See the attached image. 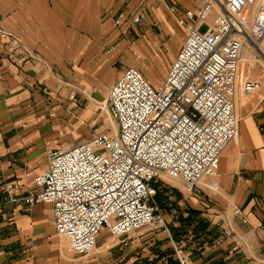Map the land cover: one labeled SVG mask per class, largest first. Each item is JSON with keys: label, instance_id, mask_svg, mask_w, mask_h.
<instances>
[{"label": "crops", "instance_id": "crops-1", "mask_svg": "<svg viewBox=\"0 0 264 264\" xmlns=\"http://www.w3.org/2000/svg\"><path fill=\"white\" fill-rule=\"evenodd\" d=\"M200 3L0 0V264H180L178 248L187 264H264V94L236 97L238 136L221 155L218 190L208 178L193 189L180 182L184 187L175 183L161 204L156 200L166 227L122 236L104 229L96 249L80 256L57 233L51 205L3 202L8 184L17 198L34 189L50 151L99 132V107L132 67L125 59L114 63L132 40L154 57L148 70L153 85L163 84L185 41L170 7L197 9ZM143 7L146 19L133 23ZM112 21L124 39L110 32ZM112 37L118 44L108 41Z\"/></svg>", "mask_w": 264, "mask_h": 264}, {"label": "built area", "instance_id": "built-area-1", "mask_svg": "<svg viewBox=\"0 0 264 264\" xmlns=\"http://www.w3.org/2000/svg\"><path fill=\"white\" fill-rule=\"evenodd\" d=\"M170 12L185 29V41L163 84L128 67L101 105L109 131L50 151L47 169L24 197L11 196L13 185L4 187V203L51 205L57 233L77 255L92 253L104 229L122 236L166 227L156 201L158 180L193 189L212 178L211 188L220 187L221 155L238 136L241 58L249 51L264 60V0H201L197 9L172 5ZM146 17L143 7L132 21L141 24ZM115 24L123 22L116 18ZM242 90L257 94L256 80H244ZM233 212L248 223L240 208ZM177 255L187 264L183 249Z\"/></svg>", "mask_w": 264, "mask_h": 264}, {"label": "rangeland", "instance_id": "rangeland-1", "mask_svg": "<svg viewBox=\"0 0 264 264\" xmlns=\"http://www.w3.org/2000/svg\"><path fill=\"white\" fill-rule=\"evenodd\" d=\"M206 28H207V25L205 24L202 27V30H205ZM105 32L106 31H104V33ZM110 32L114 36L116 33L117 38H120V39L125 38V34L123 33L124 31L121 28H116L113 24V21H112V29ZM110 32L108 33L109 35L107 36V38L110 37L111 35ZM127 34H129V31L127 32ZM116 37L114 38L112 37L108 39V41L111 43H115L116 45L118 44V40L116 39ZM138 44H139L138 41H135V40H132L130 43H128V45L126 46L123 52V59H118L114 64L117 65L121 61L127 60L130 66L135 67L138 70H140L143 73V75L153 84L152 80L150 79L151 77L149 78L150 74H148V70L151 67L152 63L154 62L153 60L154 57L150 56L149 54H146L142 49L138 47ZM245 55L253 56L255 59V62H254L255 65L251 66L249 63H246V62L242 63V60H241L242 64L240 66V73H239L240 88L238 90L237 97L247 98V97L259 96L261 94H264V60L260 58L258 55H255L254 53H252L251 55L249 51H246ZM248 78H252L256 80L258 93L253 96H246L242 90L243 82L244 80ZM98 114L100 115V120L95 130H99V132L109 131L111 129V121L109 117L107 116V114L105 113V111L103 110L102 106L99 107ZM208 179L214 180L212 178H208ZM175 183L177 184V186H180V187L183 186L182 184H180L179 180H171V179H168L166 182H164L163 180H158L155 183V187L157 188L156 200L159 202V204H161V199L167 193L168 187H170L173 184L175 185Z\"/></svg>", "mask_w": 264, "mask_h": 264}, {"label": "bare ground", "instance_id": "bare-ground-1", "mask_svg": "<svg viewBox=\"0 0 264 264\" xmlns=\"http://www.w3.org/2000/svg\"><path fill=\"white\" fill-rule=\"evenodd\" d=\"M251 53V55H252V52H250ZM241 60H242V63L244 62H246V63H249L251 66H254L255 64H254V62H255V59H254V57L253 56H248V55H245V53H244V56H242V58H241ZM241 61H240V66H241ZM238 95V94H237ZM237 97V96H236ZM238 98V97H237Z\"/></svg>", "mask_w": 264, "mask_h": 264}]
</instances>
